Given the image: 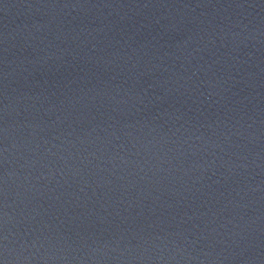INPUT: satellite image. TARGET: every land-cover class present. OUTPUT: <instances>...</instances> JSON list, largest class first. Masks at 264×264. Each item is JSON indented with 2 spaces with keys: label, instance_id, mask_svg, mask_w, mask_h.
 <instances>
[{
  "label": "water",
  "instance_id": "water-1",
  "mask_svg": "<svg viewBox=\"0 0 264 264\" xmlns=\"http://www.w3.org/2000/svg\"><path fill=\"white\" fill-rule=\"evenodd\" d=\"M3 264H264V0H0Z\"/></svg>",
  "mask_w": 264,
  "mask_h": 264
},
{
  "label": "snow or ice",
  "instance_id": "snow-or-ice-1",
  "mask_svg": "<svg viewBox=\"0 0 264 264\" xmlns=\"http://www.w3.org/2000/svg\"><path fill=\"white\" fill-rule=\"evenodd\" d=\"M0 264H3V262H2V261H0Z\"/></svg>",
  "mask_w": 264,
  "mask_h": 264
}]
</instances>
